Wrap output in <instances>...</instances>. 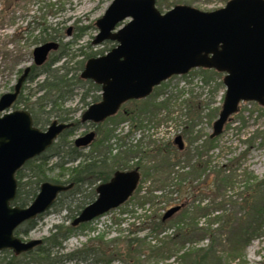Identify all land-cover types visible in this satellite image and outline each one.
Instances as JSON below:
<instances>
[{
	"label": "rangeland",
	"instance_id": "obj_1",
	"mask_svg": "<svg viewBox=\"0 0 264 264\" xmlns=\"http://www.w3.org/2000/svg\"><path fill=\"white\" fill-rule=\"evenodd\" d=\"M111 1L0 0V95L11 90L22 68L31 64L33 48L45 41L53 40L57 43V48L50 52L49 58L59 56L63 51L65 54L51 64V68H67L68 76L75 73L80 76V62L85 64L86 55L105 53L115 44L111 40L92 43L98 32L95 20L104 13ZM227 1L156 0L155 6L162 13L176 4H187L208 11L224 6ZM126 21L127 19L123 23ZM200 68L202 67L190 69L185 74L170 76L154 87L146 97L124 102L114 115L95 125L90 122L81 123L68 136L67 141H63L73 144V140L83 130L88 127L94 130L95 127L92 143L96 142L99 151L105 152L107 156L119 154L120 158L119 152L121 149L125 150V146H137V151L129 152L128 155L122 153L121 156L129 165L123 170L137 169L140 178L136 189L124 203L83 222L86 223L83 226L76 225L62 243L61 252H70L84 245L93 246L101 242L105 243L104 246L123 252L126 242L135 238L145 246L142 248L145 251L128 256L129 258L123 257L124 254H115L110 264H177L178 255L186 248H197L210 242V238L205 236L193 242L177 244L173 253L162 251L160 254L157 251L159 240L173 235L184 209L193 212V206L200 207L194 209L197 212L195 221L198 226L206 227V223H209L212 228L220 227L222 239H230L228 230L234 226L221 223V216L231 212L237 213L235 216L239 217V212L242 213L240 197L245 192V173L257 181L264 179V106L254 101L240 102L237 111L224 124L222 132L215 137H209L212 123L222 104L225 86L222 82L223 73L216 74ZM37 75L32 81L25 80L21 89L22 102L13 104L10 110L23 109L26 103L34 101L41 94L32 92L44 76L41 73ZM73 93L60 106V110H65L67 114L68 120L65 122L79 120L88 105L99 101L101 96L100 89L97 90L86 82L78 83ZM84 93H87V97L81 99ZM54 119L58 118L52 115L45 127L40 129L44 130ZM185 129L191 130L188 139L185 137ZM176 135H181L183 139L182 149H178L173 142ZM206 138L213 139V147L200 149ZM99 140L103 144L98 143ZM91 149L92 144L81 150L88 153ZM172 149L176 152L174 155L170 152ZM197 150L200 154L196 153ZM63 154L61 152L60 156ZM92 154H99L98 150ZM165 154L171 162H178L170 171V182L159 181V177L164 174L151 172L152 166L162 161ZM57 160L59 156H52L48 167ZM198 160L206 166L200 175L192 169V165ZM75 164L76 162L67 163L69 166ZM229 169H233L234 178H231V185L224 189L219 183V174L222 170L226 173ZM46 172L49 178H67L66 172L59 175L62 171L57 167L47 169ZM178 175L183 177L179 179ZM99 183L101 182L97 181L92 186L95 188ZM81 188L89 190L87 184H83ZM77 199L76 196H60L36 219L34 229L19 237L22 240H42L51 233L53 224L73 226L71 221L74 217H69L68 214L72 212L68 208L72 209ZM176 205H180V208L170 217L162 219L163 214ZM158 218L164 222L162 229L151 233L152 222ZM240 251L231 264H261L264 261V226ZM3 255L0 252V257ZM62 264L88 263L72 260Z\"/></svg>",
	"mask_w": 264,
	"mask_h": 264
},
{
	"label": "water",
	"instance_id": "obj_2",
	"mask_svg": "<svg viewBox=\"0 0 264 264\" xmlns=\"http://www.w3.org/2000/svg\"><path fill=\"white\" fill-rule=\"evenodd\" d=\"M155 2L112 0L95 20L98 32L92 43L111 40L115 45L102 55L88 58L80 72L81 78L101 87V99L83 111L82 122L98 123L114 115L122 103L146 97L170 76L198 67L223 73L225 92L209 137L222 132L240 102L254 101L264 106V0H228L224 6L208 11L176 4L163 13ZM56 48L55 41L35 46L33 64H43ZM29 70L30 65L24 67L12 90L0 95V251L9 249L16 255L31 250L41 239L22 240L14 234L15 228L44 213L59 193L72 187V183L43 181L28 205L11 204L17 187L15 172L71 125L54 119L41 130L32 124L27 110H10ZM94 136L95 132L89 131L75 138L74 144L88 146ZM173 142L178 149L184 146L181 135H176ZM139 178L137 169L115 170L109 180L96 186L95 199L71 224L88 222L124 203ZM179 208H169L162 218Z\"/></svg>",
	"mask_w": 264,
	"mask_h": 264
},
{
	"label": "trees",
	"instance_id": "obj_3",
	"mask_svg": "<svg viewBox=\"0 0 264 264\" xmlns=\"http://www.w3.org/2000/svg\"><path fill=\"white\" fill-rule=\"evenodd\" d=\"M95 54L86 55V58L94 56ZM63 55H65L64 51L61 52L59 56L48 57L47 61L41 66H31L27 76V80L32 81L38 76V73L44 75L42 80L38 82L36 89L32 91L33 93L41 92V94H39L34 101L26 103L24 106V109H27L31 115L32 124L38 128L45 127V124L48 123L49 118L52 115L57 117L58 121L68 120L66 117L67 114H65L66 111L60 110V106L64 101L70 99L74 95L73 89L78 83L83 84L86 82L89 83L91 87H94L97 90L100 89L99 85L89 79H82L76 73L68 76L69 70L67 68H51V64L58 59H61ZM80 67L83 68L82 61L80 62ZM200 69L204 71L211 70L216 74H220L214 69ZM85 97H87V93H84L81 99H84ZM19 102H22L21 92L15 103ZM45 108H48V111H45ZM191 115H193L192 112ZM131 118L133 119V117ZM80 126V120H76V122L74 121L72 125L64 129L58 135L57 141H54L51 146L40 155L27 160L15 172L17 187L15 197L11 201L12 205L20 207L28 205L35 197L39 186L43 181L61 184L72 183V187L61 192L57 197H78L77 203L73 207L74 209L68 208L70 213L72 212L68 215L72 218L78 214L86 204L94 199L96 193L95 188L92 186L93 184L97 181H107L117 169L123 170L128 168L129 165L123 159L121 154L128 155L129 152L133 153L134 151H137L136 149H139L137 146H125V150L122 151L121 149L119 152V158V154L107 156L105 152H100L98 148L99 146L96 142L92 143V149L88 153H84L72 143L63 142L64 140L67 141L68 136ZM184 133L185 137L188 139L191 130L185 129ZM212 140L213 139L206 138L202 145H200V149L205 150L212 148ZM99 142L100 144H103L102 140H99L98 143ZM93 150L95 152L98 150L99 154L93 155ZM174 151L175 150L172 149L170 152L174 155L176 153ZM61 152L64 153V156H60ZM196 153L200 154L198 150ZM165 155V158L162 157V161L152 166L151 172H154L155 174H164V176L159 177V181L168 180L167 182H170V171L173 166L178 165V162H171L168 155ZM52 156H59V160L51 164L52 166L48 167L49 160ZM65 157L67 158L64 159ZM69 162H76V164L74 166H69L67 165ZM53 167L61 169L62 172L59 175H63L66 172L67 178L64 180H61L60 178H49L46 170ZM205 167L206 166H203L199 160L195 165H192L193 171L198 175L204 171ZM113 168L115 169L111 173ZM151 172H149V174ZM245 176L246 177L243 180L245 183V192H243L240 197V200L242 201L240 210H243L242 213L241 211L239 212V217L235 216L237 213L233 214L231 212L224 213L221 216V223L223 222L224 225L233 224L234 226L231 230H228L230 239H222L219 229L220 227L212 228V225H209V223H206V227L198 226L195 221L197 212H195L194 209L196 208L195 210H197L200 209V207L193 206V212L184 209V213L181 215L182 218L176 223V231L173 235L165 236V239L159 240L160 246L157 248V251H159L160 254H162V251L173 253V251L177 249V244L193 242L207 236L210 238L209 243L197 248H186L178 255L177 264H231L232 260L241 252L240 250L243 248L244 244H247L252 237L257 235L260 229L264 226V179L257 181L255 178H252V176L246 175V173ZM180 177L182 178L183 176ZM180 177L179 179H181ZM219 177V183L222 188H227L231 185V178H234L233 169L227 170L226 173L222 170ZM83 184H87L89 190L82 189L81 186ZM139 188L140 186H138V189ZM37 218H32L21 223L15 228L14 234L16 236L27 235L35 228ZM163 223L164 222L160 218L153 220L150 232L155 233L161 231ZM84 224L86 223H80L77 226H83ZM75 228L76 226L53 224L51 233L44 237L41 240V243L31 250L17 255L9 249L1 250L0 252L4 253V255L0 257V264H62L66 261L72 260L88 264H110L115 254H118L119 256H121L120 254H124L123 257L129 258L128 256L132 257L140 251H145L142 250L145 246H143L138 239L133 238L126 242L123 252H119L120 250L117 248L111 249L104 246V242L93 246L84 245V247L70 252H61L60 249L62 248V243L69 237ZM169 244H172V247H169ZM261 264H264V261Z\"/></svg>",
	"mask_w": 264,
	"mask_h": 264
},
{
	"label": "flooded vegetation",
	"instance_id": "obj_4",
	"mask_svg": "<svg viewBox=\"0 0 264 264\" xmlns=\"http://www.w3.org/2000/svg\"><path fill=\"white\" fill-rule=\"evenodd\" d=\"M51 41V40H50ZM46 42V41H45ZM44 43V42H43ZM37 46V45H36ZM31 63V62H30ZM32 64H30V66H31ZM23 69H24V67L22 68V70H21V72L23 71ZM21 74V73H20ZM18 78V77H17ZM16 82V81H15ZM14 85V84H13ZM12 89V88H11ZM17 98H18V96H17ZM94 103V102H93ZM91 123V122H90ZM92 124H94L95 125V123H92ZM91 126V125H90ZM94 130H95V127H94ZM93 129H92V127H88L87 128V130H83V132L79 135V136H82V135H84V134H86L87 132H89V131H94ZM95 132V131H94ZM78 136V137H79ZM92 144V143H91Z\"/></svg>",
	"mask_w": 264,
	"mask_h": 264
}]
</instances>
